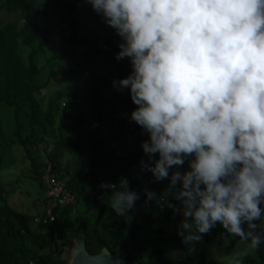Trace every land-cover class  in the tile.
<instances>
[{
  "label": "clouds",
  "instance_id": "clouds-1",
  "mask_svg": "<svg viewBox=\"0 0 264 264\" xmlns=\"http://www.w3.org/2000/svg\"><path fill=\"white\" fill-rule=\"evenodd\" d=\"M86 2L120 38L115 60L130 64L112 87L128 91V119L147 134L141 170L168 181L160 194L145 188V202L182 218L184 245L217 223L264 244V0ZM99 187L117 217L140 199L124 177Z\"/></svg>",
  "mask_w": 264,
  "mask_h": 264
},
{
  "label": "trees",
  "instance_id": "trees-1",
  "mask_svg": "<svg viewBox=\"0 0 264 264\" xmlns=\"http://www.w3.org/2000/svg\"><path fill=\"white\" fill-rule=\"evenodd\" d=\"M38 1L39 14L45 15L46 20L55 17L60 23V37L74 49L83 47L78 59L84 65V91L74 98L73 109H69L70 105L59 93L43 107L38 100L43 86L37 84L43 68L34 60L45 53L55 31L50 25L39 27L28 11V0H0V15L27 10L23 16L18 13L13 21L4 22L0 16V106L12 109L14 129L8 147L22 151L28 162L27 177L44 191L41 183L46 167L41 158L44 154L51 172L65 181L74 202L55 209L52 223L40 222L31 227L35 216L9 207L5 202L8 192L0 183V264H66L75 236L85 240L91 255L106 248L111 254L121 253L125 259L139 264H218L210 257L195 260L190 255V245H184L176 234V225L153 227L155 219L164 223H175V219L170 208H160L154 201L146 203L143 190L160 194L168 181L157 183L151 174L138 176L126 172L140 160H147L140 146L147 134L128 119L136 107L128 91L114 90L107 73L99 76L89 67L94 61L97 69L110 66V75L117 79L128 76L131 71L128 59L115 60L119 42L114 30L102 36L80 33L74 14L85 0ZM47 10L51 11L49 15L45 13ZM66 31L68 34L64 35ZM25 49H28L27 63L23 57ZM59 76L61 73L53 70L48 81ZM1 158L2 155L0 166ZM119 175H128L130 189L140 193V208L122 217L110 209V194L95 193L101 180ZM45 204L47 209L48 198ZM44 213L36 217L41 218ZM223 233L221 229L203 237L207 242L228 237L233 246L230 235ZM252 250L257 264H264V244ZM170 252L179 253L180 258H170L167 255Z\"/></svg>",
  "mask_w": 264,
  "mask_h": 264
},
{
  "label": "rangeland",
  "instance_id": "rangeland-1",
  "mask_svg": "<svg viewBox=\"0 0 264 264\" xmlns=\"http://www.w3.org/2000/svg\"><path fill=\"white\" fill-rule=\"evenodd\" d=\"M37 2L39 1L28 0V11L31 14V17L35 20L39 27L40 25H44L48 28V25H50L52 30L55 31L54 34H56L55 37L51 39L50 44L45 46V53L38 54L34 60L38 67L43 68L37 79V84L43 86V89L38 96V100L43 107H46V103L49 98L59 93L70 105L69 109H73L74 98L81 96L84 91L83 75H85V72L82 74L84 65L82 61L78 59L75 49L71 47L65 39L60 37V23L55 22L53 17H50L47 20L45 15L42 17L38 12L39 9L37 8ZM26 11V9L18 10L15 13H4L0 16L4 22H8L13 21L16 18V15H25ZM50 12V10H47L45 13L49 15ZM74 15L76 20L79 22L80 33L82 32V34L102 36L104 33L109 35L112 32L110 27L108 29L104 28V26L107 25L103 22L102 18L92 10L91 5L87 2L81 5ZM22 16L19 19L20 21H22ZM49 20L52 21L50 24H47V21ZM65 33L67 34V31ZM115 36L116 40L121 43L120 38L116 34ZM27 55L28 49H25L23 55L25 63H27ZM89 67L94 68L95 73L99 76L107 73L111 84L113 80L117 79L115 76L110 75V71L112 70L110 66L97 69V63L92 61L89 63ZM102 68H106V71H103ZM53 70L59 71L61 76L53 77L50 81H48L49 74ZM108 97H110V95H107V98ZM79 100L80 104L83 105L81 97ZM115 106L117 105L115 104ZM84 107L88 109L87 106ZM13 129L14 121L12 109L2 108L0 106V156L2 155L0 183L8 192L5 202L9 207L19 212H25L31 217L40 216L46 209L45 203L47 201V197L44 191L39 188V185L27 177L28 162L23 156L20 148L13 147L11 149V147H8L11 142V131ZM17 152H21V154L16 155ZM12 182L13 184L7 185V183ZM135 206L137 210L140 208L139 200L136 202ZM177 217L180 216H175V223H164L155 219L153 227H169L171 225H177L180 221ZM30 225L31 227H34L35 221L31 220ZM221 229L222 228L219 226V223H217V226L211 229L209 233L213 234L216 230ZM230 237L233 241V246H230L231 241L228 237H224L221 241L215 239L212 242H207L205 238L202 237L201 241L196 242L194 245H190V255L195 260L202 259L203 257H210L216 260L218 264H257V259L253 254L252 247L249 246V242L240 240L234 235H230ZM178 254L179 253L175 254V252H170L167 255L170 258L178 259L180 258V254Z\"/></svg>",
  "mask_w": 264,
  "mask_h": 264
},
{
  "label": "built area",
  "instance_id": "built-area-1",
  "mask_svg": "<svg viewBox=\"0 0 264 264\" xmlns=\"http://www.w3.org/2000/svg\"><path fill=\"white\" fill-rule=\"evenodd\" d=\"M41 158L44 166H46L41 176V183L44 188L46 197L49 200V206L47 207L43 217H36L35 222L49 224L54 221V210L60 207H66L70 205L74 201V198L71 193L66 189L65 181L61 179L57 174H53L51 172V167L49 165L47 157L44 154H41ZM126 172L130 175L138 176H147L150 174L148 172L142 171L139 163L130 166ZM121 177L128 179V175H119L115 178H105L101 180L95 189V193L100 194L102 196L111 194L107 190L100 188L99 185L106 183L118 184ZM133 209L135 210V206Z\"/></svg>",
  "mask_w": 264,
  "mask_h": 264
},
{
  "label": "water",
  "instance_id": "water-1",
  "mask_svg": "<svg viewBox=\"0 0 264 264\" xmlns=\"http://www.w3.org/2000/svg\"><path fill=\"white\" fill-rule=\"evenodd\" d=\"M66 264H139L129 261L121 253L111 254L103 248L98 254L91 255L85 247V240L80 236L73 238V246L69 251Z\"/></svg>",
  "mask_w": 264,
  "mask_h": 264
}]
</instances>
